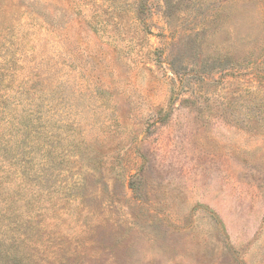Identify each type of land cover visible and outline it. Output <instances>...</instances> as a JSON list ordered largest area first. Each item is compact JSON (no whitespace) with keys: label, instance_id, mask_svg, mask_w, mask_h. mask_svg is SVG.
I'll use <instances>...</instances> for the list:
<instances>
[{"label":"rangeland","instance_id":"rangeland-1","mask_svg":"<svg viewBox=\"0 0 264 264\" xmlns=\"http://www.w3.org/2000/svg\"><path fill=\"white\" fill-rule=\"evenodd\" d=\"M0 264H264V0H0Z\"/></svg>","mask_w":264,"mask_h":264}]
</instances>
